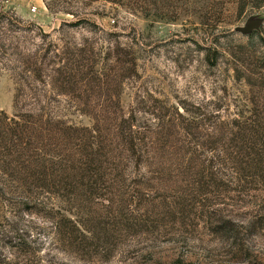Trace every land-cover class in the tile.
<instances>
[{"label": "rangeland", "instance_id": "obj_1", "mask_svg": "<svg viewBox=\"0 0 264 264\" xmlns=\"http://www.w3.org/2000/svg\"><path fill=\"white\" fill-rule=\"evenodd\" d=\"M253 14L264 0H0V111L38 150L0 156V264H264V22L234 30ZM132 116L155 159L123 150ZM232 126L254 135L246 176L209 147Z\"/></svg>", "mask_w": 264, "mask_h": 264}, {"label": "trees", "instance_id": "obj_2", "mask_svg": "<svg viewBox=\"0 0 264 264\" xmlns=\"http://www.w3.org/2000/svg\"><path fill=\"white\" fill-rule=\"evenodd\" d=\"M204 113V112H203ZM201 114V113H200ZM180 122L178 123L179 127L190 131L192 127L198 125V121L195 119H189L184 117L182 114L179 113ZM133 116L131 120L129 119H122V123H127V127L129 131L122 130L120 137H121V146L123 150L127 151L130 155L129 157L132 160L138 161L144 155L146 158L155 159L157 157V152L154 150H142L141 145L143 141V137L140 134L133 130V126L135 125L133 122ZM28 119L25 116H9L6 112L0 111V156H17L18 158L27 156L28 158H35V154L38 153L33 145V134L35 133V128L27 121ZM215 125L217 124L216 121L213 122ZM119 126V124H118ZM240 130V128H238ZM241 131V130H240ZM239 131V132H240ZM230 136H228V148L227 149H219L214 146H209L211 151L217 153L220 157L222 154L224 155L223 162L231 161L232 164L237 165L233 166L237 172H240V176H246L247 170L249 168V162L254 161L255 158L251 156V151L248 148V145L254 141L253 134L251 133L250 136L243 135L239 138L238 132L234 131V126H232ZM217 138V136H216ZM183 139V138H182ZM264 140V139H263ZM182 141H186V138ZM222 141L219 138V142ZM208 145L209 141L204 142ZM202 146H204L202 144ZM140 148V149H139ZM142 150V151H141ZM264 150V148H263ZM36 151V152H35ZM184 153V152H183ZM187 153V152H185ZM260 155V153H257ZM264 155V151L262 152ZM40 155V154H39ZM23 156V157H24ZM42 156V155H41ZM135 157V158H134ZM262 159L256 158V162L262 163ZM214 174L215 178H220L219 184L221 186H228L231 185L228 182L224 181L223 176L229 175L225 173L221 167L217 168L216 171L212 173ZM230 176V175H229ZM232 181V180H230Z\"/></svg>", "mask_w": 264, "mask_h": 264}, {"label": "water", "instance_id": "obj_3", "mask_svg": "<svg viewBox=\"0 0 264 264\" xmlns=\"http://www.w3.org/2000/svg\"><path fill=\"white\" fill-rule=\"evenodd\" d=\"M264 22V17L260 14H253L247 18L243 25L236 26L235 31L240 32L245 35H249L254 31H259ZM42 32L44 31L43 27L40 26Z\"/></svg>", "mask_w": 264, "mask_h": 264}]
</instances>
